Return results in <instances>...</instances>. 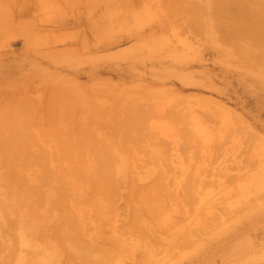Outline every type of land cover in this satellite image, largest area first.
Listing matches in <instances>:
<instances>
[{
  "label": "rangeland",
  "instance_id": "rangeland-1",
  "mask_svg": "<svg viewBox=\"0 0 264 264\" xmlns=\"http://www.w3.org/2000/svg\"><path fill=\"white\" fill-rule=\"evenodd\" d=\"M0 36V264H264V0H0Z\"/></svg>",
  "mask_w": 264,
  "mask_h": 264
},
{
  "label": "bare ground",
  "instance_id": "bare-ground-1",
  "mask_svg": "<svg viewBox=\"0 0 264 264\" xmlns=\"http://www.w3.org/2000/svg\"><path fill=\"white\" fill-rule=\"evenodd\" d=\"M243 11H244V10H243ZM1 27H2V26H1ZM2 29H3V28H2ZM0 37H1V36H0ZM239 121H240V120H239ZM249 134H251V133H249ZM249 136L251 137V136H253V134H251V135H249ZM183 149H184V148H183ZM243 159H244V158H243ZM239 162H241V161H239ZM243 162H244V161H243ZM241 164H242V162H241ZM241 164H240V165H241ZM244 164H245V163H244ZM208 171H209V170H208ZM198 172H199V171H198ZM196 179H197V178H196ZM198 179H199V178H198ZM218 181H219V180H218ZM200 183H201V182H200ZM218 183H219V182H218Z\"/></svg>",
  "mask_w": 264,
  "mask_h": 264
}]
</instances>
